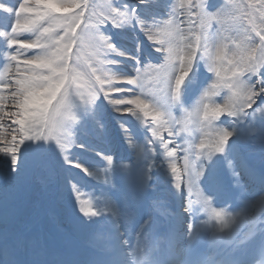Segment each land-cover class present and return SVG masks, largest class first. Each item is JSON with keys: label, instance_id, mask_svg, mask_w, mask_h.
Masks as SVG:
<instances>
[{"label": "snow or ice", "instance_id": "6c2138e0", "mask_svg": "<svg viewBox=\"0 0 264 264\" xmlns=\"http://www.w3.org/2000/svg\"><path fill=\"white\" fill-rule=\"evenodd\" d=\"M216 9L0 0V264H264V28Z\"/></svg>", "mask_w": 264, "mask_h": 264}, {"label": "rangeland", "instance_id": "374dc122", "mask_svg": "<svg viewBox=\"0 0 264 264\" xmlns=\"http://www.w3.org/2000/svg\"><path fill=\"white\" fill-rule=\"evenodd\" d=\"M176 1H177V4L180 3V0H176ZM4 2L9 3L8 0H4ZM91 2L94 4L96 15L103 16L104 13L107 11V5L109 3H114L115 0H91ZM193 2L194 3H200V2L207 3L208 0H193ZM215 2L217 3L216 10L224 11V20L226 22L227 27L231 28V27L239 26L240 24H243L244 27L249 28V30H251L252 26H255L257 28H264V22L261 21L258 10H254V13H255L254 16L249 18L252 21L251 24H249L248 20H241L238 18L237 9L232 7V5L239 6L242 3V0H214V3ZM252 2L258 3V0H252ZM224 6H228V7H224ZM233 14H236V16H234ZM179 18L182 19L183 17H179ZM113 34H114L113 39L117 42L118 47H123L127 49V47L121 46V43H124L127 46L133 47V45L129 42V40L122 39L121 33L113 32ZM141 39H143V37H141ZM80 57H81V65L84 64L86 70H90L88 69V66L92 63V60L90 59L91 51L88 46H83V50L80 53ZM3 93H0V94H3ZM4 95H7V93ZM5 107H10V105H5ZM15 127L17 126L12 125L11 121L9 120H6V119L0 120V144H2L4 138H7L8 140L11 139V136L13 134L12 129Z\"/></svg>", "mask_w": 264, "mask_h": 264}]
</instances>
